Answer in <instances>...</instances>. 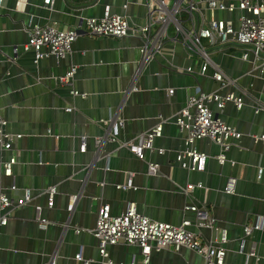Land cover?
I'll list each match as a JSON object with an SVG mask.
<instances>
[{
	"label": "crops",
	"instance_id": "crops-1",
	"mask_svg": "<svg viewBox=\"0 0 264 264\" xmlns=\"http://www.w3.org/2000/svg\"><path fill=\"white\" fill-rule=\"evenodd\" d=\"M106 6L111 13L125 15L131 24L145 20L146 0H54L51 7L43 0H3L0 6V116L7 120L8 131L21 134L10 150H0V193L14 201L27 190L31 196L12 209L0 229V264L51 260L54 264H84L74 258L77 252L87 264H108L107 260L110 264L142 263L136 245H108L107 257H101L92 233L101 203L109 204L111 214H118L129 202L154 220L178 225L188 219L202 241L212 242L218 232L198 227L196 212L186 209L197 205L215 219L216 226L226 230V264H263L264 173L257 179V170L264 168V140L253 135L264 134V67L258 66L246 47L207 45L210 64L201 74L202 58L191 54L180 38L174 39L171 27L162 53L136 76L142 44L138 36L81 33L64 58L49 56L38 62H34V51L24 48L30 26L57 21L63 28L77 27L88 17L103 16ZM199 6L205 20L237 19V11H211L203 1ZM72 65L76 71L71 84H60L58 76ZM215 68L234 79V84L220 88L211 76ZM196 86L221 95L243 94L239 109L232 102L221 109L215 102L208 103L241 137L233 141L223 163L215 157L221 151L219 145L206 138L198 140V150L208 155L203 171L186 170L175 160L184 146L185 133L173 116ZM72 88L86 96L73 95ZM111 117L123 119L118 141L106 139L110 127L104 120ZM160 118L166 119L161 136L153 140L155 149L145 151V159L121 145ZM96 138H103L100 145ZM158 148L164 151L159 153ZM12 156L16 157L12 174L5 176L1 164ZM149 162L158 164L156 172L148 171ZM129 173L132 187L119 188ZM231 177L235 178L233 192H227ZM198 182L201 188L185 192L187 183ZM50 187L56 188L52 206L47 205ZM73 195L76 198L71 202ZM257 216L261 228L244 237L243 226ZM40 218L46 219L45 226L40 225ZM76 228L81 231L75 232ZM242 239L244 251L240 252ZM252 244L259 261L244 253ZM147 264H204V259L188 247L178 251L164 247L153 250Z\"/></svg>",
	"mask_w": 264,
	"mask_h": 264
},
{
	"label": "built area",
	"instance_id": "built-area-1",
	"mask_svg": "<svg viewBox=\"0 0 264 264\" xmlns=\"http://www.w3.org/2000/svg\"><path fill=\"white\" fill-rule=\"evenodd\" d=\"M53 1L43 0V3L51 7ZM200 1L205 2L211 11H237L236 21L221 17H211L205 20L199 6ZM2 3L3 0H0V6ZM146 5L147 12L142 24H131L125 15L111 13L109 6L105 7L103 16L88 17L83 25L77 27L63 28L57 21L45 25L34 24L27 30L28 39L24 48L32 49L34 62H38L49 56L56 59L64 58L71 52L72 43L81 33L119 38L138 36L142 39V44L139 47L141 57L136 76L157 54L162 53L165 41L170 37L171 27L174 39L180 38L191 54L202 58L199 69L201 74L205 73L210 64L207 45L235 44L246 47L253 53L254 59L259 62L258 66L264 67V0H146ZM246 56L247 53H244L243 58ZM75 71L76 66H70L63 75L58 76V82L70 85ZM187 71H191V67H188ZM211 76L219 83L220 88L234 84V79L218 68L213 70ZM132 89L137 90V87ZM194 89V93L188 97L185 106L173 116L174 123L185 133L184 146L176 153L175 160L186 170L203 171L208 155L198 150L196 146L198 140L206 138L219 145L221 151L215 157L219 163H223L227 160L226 152L233 145V141L241 137V133L235 127L216 116L208 103L215 102L221 109L226 102H232L239 109L243 105V94L227 92L221 95L216 91H203L199 86ZM71 93L86 96L85 93H79L73 88ZM168 93L172 94L173 89H169ZM67 109L70 110L69 107ZM259 109L260 107L256 106V111ZM104 121L108 122L110 127L106 139L118 141L117 132L123 125V119L111 117ZM164 121H166L165 118H160L157 124L145 130L137 138L123 142L121 145L127 147L137 158L145 159V151L155 149L153 140L161 136ZM6 126L7 120L0 116V150H10L14 141L21 137L19 133L8 131ZM253 137L256 140H264V134L253 135ZM102 140L103 138H96L95 142L100 145ZM81 149H84V145ZM157 150L159 153L164 151L162 148ZM15 162V156L2 162L1 166L5 176L12 174V165ZM147 169L150 173H154L158 169V164L149 162ZM263 173L264 168L259 167L257 179H260ZM234 182L235 178H229L225 191L233 192ZM132 185V173H129L127 180L118 187L126 189L131 188ZM196 187L201 188L202 183H187L184 190L188 193ZM55 192V187L46 190L48 206L53 205ZM75 198V195L70 196V201H74ZM30 199L28 190L16 201L5 193H0V229L7 224L12 209L22 206ZM186 209L196 212L198 227H208L217 231V239L212 242L202 241L198 234L190 228L192 223L188 219L182 220L178 225L151 219L138 212L134 202H129L126 208L118 214H111L109 204L101 203L97 208L95 227L92 230L97 240L100 256L107 257L106 247L108 245H136L140 248L143 262L132 261L130 264H147L153 250L158 251L164 247H170L178 251L181 247H188L203 257L204 264H226L224 246L227 241L226 230L216 226L215 219L208 216L197 205L186 206ZM46 223L45 218H40L41 226H45ZM260 228L261 224L257 216L253 223L243 226L244 237H248L253 230ZM80 231L79 228L75 229L77 233ZM244 242L242 239L240 252L244 251ZM244 253L256 261L260 259L253 244ZM74 258L84 264L88 263V260L83 259L81 252H77ZM107 263L110 264L111 261L107 260ZM43 264H54V262L51 260Z\"/></svg>",
	"mask_w": 264,
	"mask_h": 264
}]
</instances>
